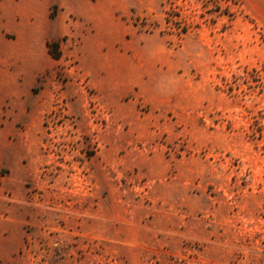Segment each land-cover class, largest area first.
<instances>
[{
  "label": "rangeland",
  "instance_id": "obj_1",
  "mask_svg": "<svg viewBox=\"0 0 264 264\" xmlns=\"http://www.w3.org/2000/svg\"><path fill=\"white\" fill-rule=\"evenodd\" d=\"M0 264H264V0H0Z\"/></svg>",
  "mask_w": 264,
  "mask_h": 264
},
{
  "label": "trees",
  "instance_id": "obj_2",
  "mask_svg": "<svg viewBox=\"0 0 264 264\" xmlns=\"http://www.w3.org/2000/svg\"><path fill=\"white\" fill-rule=\"evenodd\" d=\"M48 45H49V48L50 49H57V47H58L56 41H51V42H49ZM52 53H54V52H52ZM54 55H55V57H58L59 54L58 53H55Z\"/></svg>",
  "mask_w": 264,
  "mask_h": 264
}]
</instances>
